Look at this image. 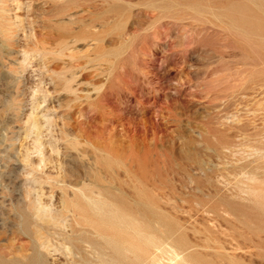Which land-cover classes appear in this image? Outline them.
Returning a JSON list of instances; mask_svg holds the SVG:
<instances>
[{"label": "rangeland", "instance_id": "obj_1", "mask_svg": "<svg viewBox=\"0 0 264 264\" xmlns=\"http://www.w3.org/2000/svg\"><path fill=\"white\" fill-rule=\"evenodd\" d=\"M74 263L264 264V0H0V264Z\"/></svg>", "mask_w": 264, "mask_h": 264}, {"label": "bare ground", "instance_id": "obj_2", "mask_svg": "<svg viewBox=\"0 0 264 264\" xmlns=\"http://www.w3.org/2000/svg\"><path fill=\"white\" fill-rule=\"evenodd\" d=\"M31 26V25H30ZM25 36H27V37H29L30 39H32V40H37V39H35V34L33 33V31H32V27H31V29H30V32L28 31H25ZM28 39V38H27ZM45 65V64H44ZM44 68H46V67H44ZM54 73V72H53ZM31 117H33V116H31ZM31 120V119H30ZM54 120V119H53ZM35 123H36V121H35ZM36 125V124H35ZM241 126V125H240ZM37 127V126H36ZM36 129V128H35ZM37 133H35V135H36ZM38 134H40V133H38ZM49 134V133H48ZM39 136V135H38ZM38 139L40 140L41 138H40V136L38 137ZM52 140V139H51ZM58 140V139H57ZM43 141V140H42ZM39 142V141H38ZM41 143V142H40ZM42 144V143H41ZM39 145V144H38ZM46 145V144H45ZM44 146V145H43ZM39 147L41 148L42 146H40L39 145ZM43 148V147H42ZM43 150V149H42ZM101 151V150H100ZM40 155V154H39ZM44 156V155H43ZM44 160V159H43ZM46 164V163H45ZM134 179V178H133ZM37 190V189H36ZM113 190V189H112ZM30 194V193H29ZM99 194V193H98ZM31 195V194H30ZM38 196H36V198H37ZM29 198V197H28ZM31 198V197H30ZM35 198V199H36ZM39 198V197H38ZM35 199L34 200H31V201H35ZM41 200V199H40ZM30 201V202H31ZM36 201H38V199H36ZM35 201V202H36ZM43 203V202H42ZM35 204V203H34ZM34 204H33V206H34ZM31 205V204H30ZM37 205V204H36ZM39 205V204H38ZM48 206H49V204H48ZM38 207V206H37ZM50 208V207H49ZM38 209H39V213H42V214H46L47 213V211H48V209H47V207H45V206H42V205H39V207H38ZM23 213V212H22ZM36 213V212H35ZM23 215V214H22ZM31 215V214H30ZM35 215V214H34ZM40 215V214H39ZM32 216V215H31ZM45 216V215H44ZM48 216V215H47ZM36 217V216H35ZM43 222V221H42ZM23 230V229H22ZM61 230H62V228H61ZM59 231V230H58ZM71 231V230H70ZM65 232V231H64ZM68 232V231H67ZM61 234H62V232H60ZM64 234V233H63ZM70 235V234H69ZM110 235V234H109ZM40 236V235H39ZM53 236V235H52ZM36 237V236H35ZM112 237V236H111ZM46 238V237H45ZM38 239V238H37ZM46 240V239H45ZM40 241V240H39ZM38 242V241H37ZM36 242V243H37ZM67 243V242H66ZM66 243H64V244H66ZM37 245H39V244H37ZM40 246V245H39ZM44 246L46 247V248H48V245H46V244H44ZM67 246L68 247H70V244L68 245L67 244ZM42 247H43V245H42ZM99 247V246H98ZM97 247V248H98ZM38 248V247H37ZM100 248H102V247H100ZM42 250V249H41ZM50 250V249H49ZM45 251V250H44ZM69 251H71V250H69ZM95 254V253H94ZM174 255H175V257L176 258H178L179 256H180V252H176V251H174ZM37 256V255H36ZM94 259V258H93ZM73 261V260H72ZM100 261V260H99ZM75 264V263H74ZM171 264H173V263H171Z\"/></svg>", "mask_w": 264, "mask_h": 264}]
</instances>
